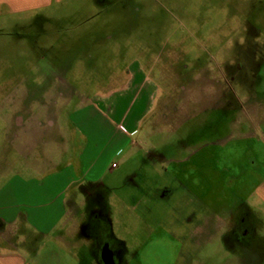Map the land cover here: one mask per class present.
Listing matches in <instances>:
<instances>
[{
  "label": "rangeland",
  "instance_id": "rangeland-1",
  "mask_svg": "<svg viewBox=\"0 0 264 264\" xmlns=\"http://www.w3.org/2000/svg\"><path fill=\"white\" fill-rule=\"evenodd\" d=\"M132 63L159 86L162 106L135 134L130 120L124 132L117 115L91 103L121 87ZM172 63L185 72H168ZM60 91L69 106L59 107ZM86 99L93 106L70 123ZM16 101L67 119L51 130L73 135L67 159L84 151L85 164L96 159L93 178L106 184L84 206L91 241L67 247L66 264H82L77 255L98 262L105 234L116 264H242L240 256L264 264V200L253 191L264 177V0H65L29 11L0 4V165L12 157ZM220 177L252 214V249L193 233L201 201L187 202L225 194Z\"/></svg>",
  "mask_w": 264,
  "mask_h": 264
},
{
  "label": "crops",
  "instance_id": "crops-1",
  "mask_svg": "<svg viewBox=\"0 0 264 264\" xmlns=\"http://www.w3.org/2000/svg\"><path fill=\"white\" fill-rule=\"evenodd\" d=\"M64 1L0 0V4H6L14 11H29ZM207 85L210 88L211 84ZM159 94L156 82L140 65L132 63L121 87L109 88L102 95L96 94L91 103L95 101L93 105L96 108L99 106L105 113L117 115L118 127L124 132H129L122 127L126 128V121L130 120L129 124L133 126L131 134H135L142 120L152 115L156 108L162 107L157 103ZM67 95V92H59L58 100L62 104L59 107L70 105ZM87 102V99L82 101L70 112V123H73L71 115L93 106H88ZM54 103L59 104L50 101L49 108H53ZM120 107H124L121 116L118 114ZM23 108L27 110L20 112ZM34 108L36 106L32 102L16 101L11 104L12 124L16 131L11 136L12 157L9 163L0 165V264H66L63 253L67 247L83 248L91 241L86 229L91 218L84 206L89 198L98 196V190L103 188L101 185H106L102 174L93 178L96 159L91 164H85L84 151H79L74 161L67 159L72 145H67L65 141L68 138L74 140L72 134L51 132L67 119L60 117L57 120L53 118L55 112L45 116L43 108L41 114L35 112ZM155 121L152 124H156ZM62 144L64 147L60 148ZM200 166L205 168L203 164ZM116 167L118 164L113 162L111 168ZM203 190H206L205 187ZM253 191L264 200V177ZM205 194H193L187 203L195 205L201 201L200 214L191 218V221H195L193 233L210 239L225 226L228 199L219 197L205 200ZM197 209L195 207L192 213L198 212ZM106 244L112 252L114 264V251L109 243ZM106 244L102 247L101 255ZM101 258L106 263L103 256ZM76 259L84 264L78 255ZM93 262L99 263L95 259H92Z\"/></svg>",
  "mask_w": 264,
  "mask_h": 264
},
{
  "label": "flooded vegetation",
  "instance_id": "flooded-vegetation-1",
  "mask_svg": "<svg viewBox=\"0 0 264 264\" xmlns=\"http://www.w3.org/2000/svg\"><path fill=\"white\" fill-rule=\"evenodd\" d=\"M172 65L173 66L170 69L166 68V70H168V72H171L172 70L173 71L174 70H176V71L179 70V72L181 71L182 74H183V72H185L184 71L185 67L181 68V69H178L177 64L172 63ZM185 123H187V122L186 121L183 122L182 125H184ZM161 151H162V153H164V155L161 154L162 157L165 158L166 160H168L167 162L172 161L171 159H173L175 157L174 155H172V153L166 154L163 149ZM196 152H198V150L193 149L191 154L194 155ZM181 158L183 159V157H181V156L178 157L177 156V159L179 161L182 160ZM208 158L209 157H207L206 161H208ZM203 165L205 167L209 168L208 164L204 163ZM221 170H223V171H219V173L227 172L224 169H221ZM228 176H230V178H232V173L230 172ZM233 178L235 180L236 177H233ZM225 180H227V178H225ZM217 183L218 184H221V183L223 184V186H222L223 190L222 191L225 192V194L218 196V198L220 197V198H227L228 199L227 200V204H226L228 216H227V218L224 221V224H225L224 228L222 229V231L219 232V234H220L219 236L221 237V240L227 241L228 246L230 248H232L234 246H242V247H245L247 249H252L253 246L256 245V242H257L258 238H257V234H255L256 230H254L255 229V227H254L255 225L253 224V221L251 222V225H252L251 229L249 228V227H251V225L248 228H247V225H246V224H249L248 221L251 220V216H252L251 212L247 211L243 207V209L246 210V213L243 212L244 215L243 216L241 215V214H243L242 211H241L242 206L240 207V205H242L241 204L242 202H240L241 201L240 199H236L234 197L236 195H233V194H237L236 186L234 188H232V187L227 188L225 186L224 178H222V177H220L217 180ZM216 198H217V196H216ZM239 198H240V196H239ZM89 223H90V221L87 223L88 227H89ZM252 233L255 234V237L250 239L249 237L252 236ZM105 235H107V234H105ZM105 235L103 236V240L101 241L100 253H99V256H98V262L100 264H106V263H104V261H102L101 250H102V247H103L104 244L109 243L110 248L114 251V264H116V262H115L116 261V247L114 246V244H112L111 240L108 239V235L107 236H105ZM239 258H240V260H241L240 262L242 264H249L248 261L246 260V258H244L245 260L242 258V256H240Z\"/></svg>",
  "mask_w": 264,
  "mask_h": 264
},
{
  "label": "water",
  "instance_id": "water-1",
  "mask_svg": "<svg viewBox=\"0 0 264 264\" xmlns=\"http://www.w3.org/2000/svg\"><path fill=\"white\" fill-rule=\"evenodd\" d=\"M102 256L107 264H113V255L107 244L103 248Z\"/></svg>",
  "mask_w": 264,
  "mask_h": 264
},
{
  "label": "built area",
  "instance_id": "built-area-1",
  "mask_svg": "<svg viewBox=\"0 0 264 264\" xmlns=\"http://www.w3.org/2000/svg\"><path fill=\"white\" fill-rule=\"evenodd\" d=\"M122 129L125 130L124 127H122ZM113 166H116V164H114Z\"/></svg>",
  "mask_w": 264,
  "mask_h": 264
}]
</instances>
